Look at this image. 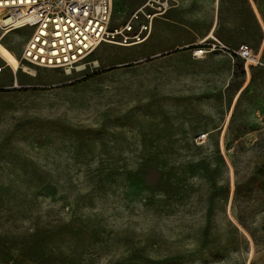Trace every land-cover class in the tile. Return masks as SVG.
<instances>
[{"label":"rangeland","instance_id":"rangeland-1","mask_svg":"<svg viewBox=\"0 0 264 264\" xmlns=\"http://www.w3.org/2000/svg\"><path fill=\"white\" fill-rule=\"evenodd\" d=\"M219 6L258 66L148 43L37 68L31 30H0V264H264V0Z\"/></svg>","mask_w":264,"mask_h":264},{"label":"built area","instance_id":"built-area-1","mask_svg":"<svg viewBox=\"0 0 264 264\" xmlns=\"http://www.w3.org/2000/svg\"><path fill=\"white\" fill-rule=\"evenodd\" d=\"M114 2L0 0V30L2 34L26 28L31 30L21 61L37 68L74 69L84 65L103 44L134 47L146 42L153 22L165 15L170 6L168 0H147L126 24L113 28ZM206 43L200 46L203 49L198 47L193 51L194 58H198L196 50H218L240 58L247 66L260 64L259 56L247 45L228 49L220 43Z\"/></svg>","mask_w":264,"mask_h":264},{"label":"crops","instance_id":"crops-1","mask_svg":"<svg viewBox=\"0 0 264 264\" xmlns=\"http://www.w3.org/2000/svg\"><path fill=\"white\" fill-rule=\"evenodd\" d=\"M219 3L220 0H173L166 14L153 22L144 43H151L147 49L151 56L175 52L190 55L208 41L221 44Z\"/></svg>","mask_w":264,"mask_h":264},{"label":"bare ground","instance_id":"bare-ground-1","mask_svg":"<svg viewBox=\"0 0 264 264\" xmlns=\"http://www.w3.org/2000/svg\"><path fill=\"white\" fill-rule=\"evenodd\" d=\"M9 33H5V35L1 38V40L3 39V38H5L7 35H8ZM212 39L214 38V37H211ZM207 40V39H206ZM205 42V41H204ZM145 42H140V43H138V44H136L135 46H139V45H143ZM133 46V45H132ZM132 46H129V47H132ZM134 46V47H135ZM129 47H127V48H129ZM196 52V56L198 57L197 59H202V58H205V55H207V54H211L212 52H208V51H206V50H196L195 51ZM2 59V61L4 62V64L6 65V67L7 68H9L11 71H13L14 70V67H13V64H12V62H10L8 59H5V58H1ZM92 65V64H91ZM83 67V66H82ZM17 68H19V69H24V70H27V69H25L24 67H21L20 65H17ZM86 68V67H85ZM69 70V69H68ZM72 71V70H71ZM74 72V71H73ZM83 72V71H82ZM68 73H70V71H68ZM77 73V72H76ZM31 75H33V74H31ZM207 138V135H204V136H202L201 138H199V140L202 142V141H204L205 139ZM205 144H206V142H205Z\"/></svg>","mask_w":264,"mask_h":264}]
</instances>
